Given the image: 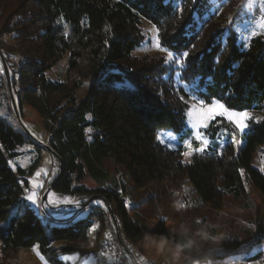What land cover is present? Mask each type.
Here are the masks:
<instances>
[{
	"label": "trees",
	"instance_id": "obj_1",
	"mask_svg": "<svg viewBox=\"0 0 264 264\" xmlns=\"http://www.w3.org/2000/svg\"><path fill=\"white\" fill-rule=\"evenodd\" d=\"M206 4L207 0H0V54L9 69L20 118L24 105L32 108L50 134L48 146L63 161V176L54 189L67 196L89 194L113 207L114 217L112 210L108 215L116 220L130 255L131 248L142 253L137 244L143 231L130 220L118 193L101 187L89 190L87 178L97 185L119 187L120 177H127L137 189L187 178L195 188L207 184L202 201L216 210L227 198L242 197L232 154L219 151L220 143L233 136L226 120L210 125L204 153H195L190 164L183 162V143L191 139L196 147L198 142L186 124L189 96L176 85L173 68L164 57L134 56L144 41L143 21L159 30L162 48L179 57L188 53L181 73L186 87L203 98L220 99L235 111L263 114L260 120L249 121L250 128L242 134L246 150L241 167L264 200V175L251 163L253 151H264V35L242 40L238 28L248 21V12L236 29L227 31L223 19L209 14ZM245 4L248 11L251 0ZM197 17L206 18L202 22ZM6 35L13 43L4 40ZM67 54L66 81L47 80L46 73ZM84 87L87 92L79 98L77 93ZM7 90L3 69L0 96L9 100ZM11 114V118L0 115L1 253L6 261L11 258L19 264L16 254L38 245L49 264H71L62 260L67 256H77L75 264H81L90 257L86 247L97 246L100 239L102 243L108 212L93 207L85 218L74 216L57 223L45 218L47 225L43 224V207L37 214L23 199L26 175L39 161L28 171H15L11 165L23 154L21 148L34 145L40 151L41 147ZM160 129L180 135L181 144L172 149L158 143ZM111 166L123 172L119 178L112 176ZM154 235L179 246L184 256H195L193 264L234 259L264 264L263 251L256 250L264 242L261 227L248 246L233 239L199 255L164 223Z\"/></svg>",
	"mask_w": 264,
	"mask_h": 264
},
{
	"label": "rangeland",
	"instance_id": "obj_2",
	"mask_svg": "<svg viewBox=\"0 0 264 264\" xmlns=\"http://www.w3.org/2000/svg\"><path fill=\"white\" fill-rule=\"evenodd\" d=\"M244 1L245 0H207L206 7L209 14L218 16L220 20L223 19L222 25L227 31L236 29V25L237 23L239 25V20L243 17L244 11L248 12V21L244 22L245 24L243 27L240 24L238 28L240 32L242 31V40L250 39L256 35H264V0H251L250 7H247L248 11L246 10ZM256 10L259 12H256ZM197 19L202 22L204 20L199 17H197ZM141 29L144 35V41L134 51V56L140 58L144 56H162L167 60L168 50L162 47L157 48L153 42V38L158 35L156 28L147 21H143ZM4 40L8 43H13L12 36L10 35L4 36ZM167 62H169L173 68L176 85L187 91L186 93L189 96L188 103L191 105L195 102L194 99H190L195 93V89L186 87L181 81V73L187 66L186 57L181 60L179 56L174 55V60H167ZM68 64L69 54L46 73L47 80L53 82L66 81ZM86 92L87 87H84L77 93V96L82 98L85 96ZM7 95L9 97V93ZM0 97V115L9 118L13 117L11 112H13V114L15 113L10 99L8 100L4 95ZM15 100L18 104L16 96ZM249 112L254 120H260L263 116L262 113L254 110ZM14 118L16 119V117ZM18 124L32 138L35 144L41 147V149L40 151L37 150L34 145L21 148L20 151L23 154L16 160H12L11 165L15 171H17L18 168L28 171L34 166L36 161H39L31 174L27 173L26 179L27 182L36 180L37 177L35 173L40 172L42 174L40 179L44 181L45 188L43 190L31 189L28 183V186L24 187V189L29 188L30 192L36 191L41 198L47 194L46 201L37 208L24 199L26 195L25 192L23 194V199L25 204L30 206L37 214H40V208L44 207L45 213L42 211L44 216L40 215L44 225H47L46 219H52L53 221V219L60 220L74 216L85 218L89 210L93 207L105 208L109 215L110 210L114 213V209L110 205H105V203L104 205L106 207L96 205L94 201L100 199L90 197L89 194L67 196L52 189V181L58 175L59 167L56 159L46 149L50 137L49 132L45 130L43 122L37 113L27 105L23 106V116L20 118ZM186 124L188 128L192 130V137L194 139L197 141L200 138L207 140L206 135L201 134L198 136L197 133L199 130L192 129L187 120ZM179 136L180 135L168 129H160L158 130L156 140L160 144L176 149L181 144L179 142ZM234 140L237 142L236 144L233 143ZM186 141L192 142L191 139H187ZM186 141L183 143V147L185 152L190 153V155H184L183 162L189 164L186 163V161L192 160V156L197 153L195 151L197 146L195 147L192 143V146L188 147ZM200 146L203 147V145ZM223 150L229 151L232 154L233 163L238 171V183L241 188L242 197L238 201L230 197L227 198L226 204L221 210L213 209L202 201L207 187L206 183H203L200 188H195L190 184L187 178L179 182L153 183L144 189H137L127 177L122 180V177H120L123 173L122 171L119 172L111 166L110 171L112 172V176L114 178L120 177L119 187L112 184L97 185L88 178L84 181L86 188L89 190L101 187L105 190L118 193L120 198L124 201L130 220L143 231V240L137 244L139 246L138 250L142 253H137L135 249L131 248V256L134 264H136V262L140 263V255L152 258L153 261H158V263H194L195 256L190 258L184 256L179 246L173 245L166 238L154 235V231L159 227L160 223H164L168 231L175 234L181 242L186 244L187 248L197 255L206 251L219 249L233 239L240 240L243 245L248 246L258 235L260 227L264 230V200L241 167V160L246 150V144L242 134L237 133L233 135L230 140L224 139L219 146V151L222 152ZM251 163L255 169L259 170L264 175V151H253ZM45 172L48 173L47 176L43 175ZM50 191L55 192L56 195L51 196ZM30 192L28 194H30ZM77 201H79V205L76 204ZM51 225H53V223H51ZM120 229H122L121 225ZM94 235L95 233L92 235V242L94 240ZM98 242L97 246L96 244L95 246L91 244L89 247H86V252L87 254L90 253V257L81 264H98V260L94 256L98 255L101 239ZM23 250L24 251H21L19 255V264H49L41 255L39 246L25 248ZM256 250L263 251L262 255L264 258V242L261 246L256 248ZM1 251L2 244L0 242V253ZM62 260L75 264L78 262V257L67 256L62 257ZM145 260L146 259H144V261ZM258 264L262 263L260 262Z\"/></svg>",
	"mask_w": 264,
	"mask_h": 264
},
{
	"label": "snow or ice",
	"instance_id": "obj_3",
	"mask_svg": "<svg viewBox=\"0 0 264 264\" xmlns=\"http://www.w3.org/2000/svg\"><path fill=\"white\" fill-rule=\"evenodd\" d=\"M158 32L159 30L157 29V33ZM153 42L155 43V46L157 48L162 47L158 35L153 38ZM187 56L188 53L185 51L180 54V59L183 60V58ZM167 60H174L173 51H168ZM0 71H3L2 66H0ZM190 99H194L195 102L188 106V110L186 111L185 115L187 117V122L191 125V128L199 130L197 133L198 136L201 134L206 135L210 125L221 123L225 120L232 127V135H236L237 133L245 134L246 130L250 128L249 121L253 120V117L251 116L249 111H235L220 99H206L201 97L197 93H194L193 96L190 97ZM89 119H92V117L90 116ZM233 143L236 144L237 142L234 140ZM186 144L188 147L192 146L191 141H186ZM200 145H203V147H201ZM208 147V140L200 138L197 142L195 151L197 153H204ZM184 155L189 156L190 153L185 152ZM186 163L190 164L191 160H187ZM35 175L37 177L36 180L28 181L31 189L43 190L45 188V183L42 179H40L42 174L40 172H36ZM43 175L47 176L48 173L45 172ZM24 192L26 193L24 199L30 202L33 206L39 208L41 204H43V198L39 197L36 191L30 192L29 188H25ZM29 192L30 194H28ZM50 195L55 196L56 193L50 191ZM94 203L101 207H106L103 201L96 200L94 201ZM76 204L79 205V201H77ZM35 247H38V245Z\"/></svg>",
	"mask_w": 264,
	"mask_h": 264
},
{
	"label": "built area",
	"instance_id": "obj_4",
	"mask_svg": "<svg viewBox=\"0 0 264 264\" xmlns=\"http://www.w3.org/2000/svg\"><path fill=\"white\" fill-rule=\"evenodd\" d=\"M109 220L105 236L99 247L97 259L98 264H133L130 253L123 246L117 226L112 222L108 213Z\"/></svg>",
	"mask_w": 264,
	"mask_h": 264
},
{
	"label": "water",
	"instance_id": "obj_5",
	"mask_svg": "<svg viewBox=\"0 0 264 264\" xmlns=\"http://www.w3.org/2000/svg\"><path fill=\"white\" fill-rule=\"evenodd\" d=\"M1 61H2L3 69H4V74H5V77H6V83H7V88H8L9 96H10V99H11L12 108H13V111H14V113H15L17 119H18V122H19L20 121L19 106L16 103V100H15V97H14V94H13V91H12L11 78H10V73H9V69H8L7 63H6V61H5V59L3 58L2 55H1ZM46 149L53 155L54 158L58 159V161L60 162V173H59V176L56 179V181L52 183V186H51V188L54 189L56 187L58 181L63 176V161H62L61 158H59L57 156V154L51 149L50 146H47ZM46 198H47V194H45L44 197H43V201L44 202L46 201ZM111 214L113 216V212L112 211H111ZM113 221L117 225V222H116V220L114 218H113Z\"/></svg>",
	"mask_w": 264,
	"mask_h": 264
},
{
	"label": "crops",
	"instance_id": "obj_6",
	"mask_svg": "<svg viewBox=\"0 0 264 264\" xmlns=\"http://www.w3.org/2000/svg\"><path fill=\"white\" fill-rule=\"evenodd\" d=\"M43 210H45L44 209V207H43ZM83 211V210H82ZM59 221H65V219H58V220H55V219H53V223H57V222H59ZM140 258H141V262L140 263H142V264H177V263H175V262H173V263H165V262H161V263H158V261L156 262V261H153V259L152 258H149V257H147V256H145V255H140ZM144 259H146L145 261H144ZM153 262H152V261ZM85 261V260H84ZM151 261V262H150ZM167 262V261H166ZM261 261H258V262H245V261H234V260H231V261H226V262H223V263H220V264H258V263H260ZM262 263V262H261ZM180 264V263H179Z\"/></svg>",
	"mask_w": 264,
	"mask_h": 264
},
{
	"label": "clouds",
	"instance_id": "obj_7",
	"mask_svg": "<svg viewBox=\"0 0 264 264\" xmlns=\"http://www.w3.org/2000/svg\"><path fill=\"white\" fill-rule=\"evenodd\" d=\"M21 251H24V250L22 249ZM16 255L19 256V254H16ZM0 264H16V261H12L11 258H9V260L6 261L3 254L0 253Z\"/></svg>",
	"mask_w": 264,
	"mask_h": 264
}]
</instances>
